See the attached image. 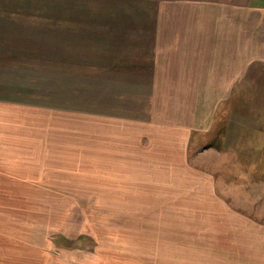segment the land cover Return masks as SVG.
<instances>
[{
    "label": "crops",
    "instance_id": "0c3cea01",
    "mask_svg": "<svg viewBox=\"0 0 264 264\" xmlns=\"http://www.w3.org/2000/svg\"><path fill=\"white\" fill-rule=\"evenodd\" d=\"M54 1L44 12L43 0H0V49L27 47L16 19L28 11L71 24L78 33L59 49L88 62H58L74 74L53 88L78 87L89 108L0 94V207L16 195L33 217L46 208L36 195L63 207L91 194L110 211L185 210L186 245L172 257L264 264L262 188L248 186L264 184V0ZM17 56L1 59V86L52 82L32 78V64L19 73ZM45 224L30 219L32 240ZM3 250L0 264L17 256Z\"/></svg>",
    "mask_w": 264,
    "mask_h": 264
},
{
    "label": "rangeland",
    "instance_id": "374dc122",
    "mask_svg": "<svg viewBox=\"0 0 264 264\" xmlns=\"http://www.w3.org/2000/svg\"><path fill=\"white\" fill-rule=\"evenodd\" d=\"M55 2L57 1L43 0L42 10L48 12L51 9L49 5L53 6ZM16 5L17 3H15ZM38 8L39 6H37ZM28 13L35 17H19L16 19L17 22L15 21L19 26L16 28L18 31L19 29L27 31V35L23 39L28 42L19 38L18 42L20 41V46L27 43V50L23 48V52H28L31 58L37 59L40 64L33 69L34 74L31 77L36 81L41 79L52 82H33L32 84L19 80L6 86H1L0 82V94H9L12 99L23 102L25 100H50L52 103L71 104L69 106L71 109L89 105V98L84 99L82 94L76 92L78 87L75 89L66 87V90L53 88L59 85L56 81L59 77L67 75L69 78V75L74 74V71L61 69L57 66L58 62H88L80 56L75 59V55L66 54L65 49H59V45L65 46L66 42H69L70 36L76 35L75 33L78 32L72 33L71 27H68L71 24L64 26L63 29L61 26L58 27L57 24L49 22V17L45 19L36 17L42 15L36 12V9L28 11ZM6 24L10 25V22L7 21ZM17 33L19 35V32ZM47 45H49L50 50H43ZM40 46H43L42 49L37 50L36 48ZM18 49L12 51L0 49V56L11 52L12 55L13 52L15 55L18 52L20 54ZM28 49L30 50L28 51ZM44 60L45 65H41ZM77 68H82V66L76 64L74 70L76 71ZM8 70L0 64V73ZM80 83L78 82V85ZM87 84L82 83V85ZM60 85L64 86L65 83H60ZM76 104L78 105L76 106ZM67 109L70 108L67 106ZM260 161V169L257 170L256 174L263 178L264 156L261 157ZM195 168L196 171H201V163L196 162ZM248 186H256L264 191V184L257 181L253 185L248 184ZM262 191L257 194V201L261 206L264 205V192ZM58 196L55 194L36 195V200L46 208L44 210L36 208L35 211H31L34 213L33 217L28 216L31 213L27 214L28 210L24 208L22 199L16 195L10 196L8 202H2V208L0 207V238L4 240L0 246L4 249L3 252L16 251L17 254L13 258L3 257L5 264H188V258L182 256L181 253L177 258L172 257L174 245H186L185 210H176L175 212L173 210L154 209L110 211L100 208V205L96 203V195L92 197L91 194L66 195V200L61 199L64 206L60 207ZM69 196L78 198L79 203L72 204ZM180 196L183 195L180 194ZM38 198H44V200ZM179 204H181L180 198ZM65 206L67 209L64 210ZM30 219L35 223H46L44 236L41 239L43 243L40 242L38 235L32 240L31 235L27 233L32 232L29 225ZM16 224L22 226L23 230L18 229L16 231ZM24 225H26L25 229ZM20 236H24L28 240L20 238ZM65 237L67 242L64 240ZM16 239L20 240L18 246L14 245L17 243ZM33 245L40 246V248H33ZM47 245H50V249H46L45 246ZM21 252L27 253V255L21 256ZM192 264H195V258Z\"/></svg>",
    "mask_w": 264,
    "mask_h": 264
},
{
    "label": "trees",
    "instance_id": "16d2710c",
    "mask_svg": "<svg viewBox=\"0 0 264 264\" xmlns=\"http://www.w3.org/2000/svg\"><path fill=\"white\" fill-rule=\"evenodd\" d=\"M0 36L3 37V34L0 33ZM19 51H20V54H19V52L17 53V55H18L17 56V60H18V62L20 64V67H19L20 68V71H19V73L21 72V68L22 67H25L26 68L28 65L32 64V65H34V67H31V68L34 69L36 66L40 65L38 63L37 59L31 58V56H30V54L28 52L25 53V52H23L24 50H22V51L19 50ZM11 54H12V52L10 54L7 53L6 55L1 54L0 61H1V59H3V62L6 61V60H10L11 57H12ZM13 55L15 56L14 52H13ZM31 68H28V69H31Z\"/></svg>",
    "mask_w": 264,
    "mask_h": 264
}]
</instances>
